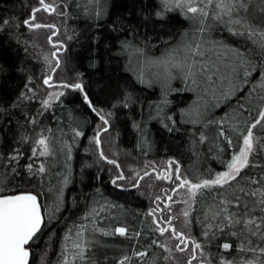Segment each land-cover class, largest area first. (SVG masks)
Listing matches in <instances>:
<instances>
[{
	"label": "snow or ice",
	"instance_id": "6c2138e0",
	"mask_svg": "<svg viewBox=\"0 0 264 264\" xmlns=\"http://www.w3.org/2000/svg\"><path fill=\"white\" fill-rule=\"evenodd\" d=\"M108 8L109 0L87 4L38 0L23 19L0 17V32L11 29L12 39L17 44L23 41L25 54L30 45L41 46L24 36L21 27L33 36L48 29L46 38L52 46L43 53L45 68L39 77L21 66L17 70L25 74L23 87L11 96L0 91V144L10 149L0 151V264H30L33 245L45 234L48 241L40 264H47L56 235L50 227L68 208L64 193L73 181L72 161L87 125H92V135L83 151L94 159L81 165V175L85 166L93 164L98 172L105 171L102 162H107L116 167L115 174L107 169L110 182L120 189H139L150 176L169 182L170 187L149 194V207L133 210L139 215H132L136 223L131 224L120 219L128 211L124 205L104 197L101 188L90 197L85 193L82 211L64 227L55 264H264V0H156L143 12L145 19L149 14L163 18L178 13L188 24L160 55L150 54L155 45L140 40L136 29L131 30V38L125 34L119 41L118 51L136 80L160 87V99L148 102L147 119L143 102L127 88L105 104L89 94L84 72H74L71 80L55 75L67 66L62 55L68 51L66 40L78 39L79 34L73 31L66 40L60 39V26L39 20L37 13L69 18L81 10L99 22L106 20ZM112 27L121 31L119 23ZM94 39L99 40V35ZM8 70L0 62V73ZM73 91L79 92L99 122L69 108L66 100ZM180 91L194 93V98L171 110L169 97ZM133 105L139 107L140 116L128 114L137 147L152 150L150 122L157 120L169 134L183 131L197 160L211 154L223 170L208 165L185 171L181 160L169 155L160 164L146 160L143 168L130 165L131 174L125 175L118 159L116 125L118 110ZM221 105L228 110L217 115ZM9 136L12 143H4ZM104 138L115 149L111 155L105 151ZM41 192L53 194L52 200L42 199ZM79 203L73 196L71 208ZM194 223L200 226L199 236L193 233ZM121 237L119 244L107 239Z\"/></svg>",
	"mask_w": 264,
	"mask_h": 264
},
{
	"label": "trees",
	"instance_id": "16d2710c",
	"mask_svg": "<svg viewBox=\"0 0 264 264\" xmlns=\"http://www.w3.org/2000/svg\"><path fill=\"white\" fill-rule=\"evenodd\" d=\"M87 2L88 0H77V3L80 4H87ZM155 2L156 0H109L106 20L96 22L90 19L83 11L75 10L65 25L68 28L69 34L73 31L79 34L78 39L67 41L68 51L64 54L68 60L67 66H64L66 77L71 80L74 78V72H84L86 88L89 90V94L105 104L125 88L133 91L136 98L144 104L145 119H147L148 102L160 99V87L159 85L149 87L136 80L135 75L128 70L126 57L118 51L120 47L119 41L123 39L125 34H128L129 38H131V30L136 29L140 40H149L150 44L155 45V47L151 48L150 54L160 55L167 45L179 38L180 30L188 27L187 22L178 13H169L167 17L163 18L154 17L149 14L148 18L145 19L143 12H147ZM37 3L38 0H0V17L16 16L23 19L29 15L30 6H34ZM97 23H99V27H97ZM113 23H119L121 31L114 30L112 27ZM20 31L24 33V36L34 40L32 35H28L27 30L23 27H21ZM97 34L99 35V40L94 39ZM220 35L227 36V33L221 32ZM169 37H172V39H168ZM24 47L23 41L17 44L12 39L11 29L7 32H0V62L5 63L9 69L6 73H0V91L8 96L13 95L17 88H22L25 82V74L17 69L21 66L30 68L33 74L39 77L41 70L45 68L42 58L32 50V46H29L28 54H25L23 51ZM37 57L40 58L38 59ZM93 61H99V63L95 67H92ZM253 76L259 79L256 73H253ZM175 83L176 87H181L179 81ZM257 91H259V86L257 87ZM43 92L44 89L42 88L41 94ZM246 94L244 92L241 95ZM194 95V93L185 91L172 93L169 97L173 101L171 110L186 106L194 98ZM235 99V97L232 99L231 103L233 105L235 104ZM66 103L71 109L78 108L82 116L87 115L93 122H99L97 117L90 112L83 102L78 91L71 92L67 97ZM33 106H35V102H33ZM222 110H228L227 106L221 105V108L216 110V114L220 115ZM129 111L136 119L140 118L139 107L133 105L130 110H118L119 123L116 125L120 132L118 142L120 155L118 159L124 169L126 163L144 166L146 160H155L157 163H161L167 156L175 155L185 166L182 169L185 171L204 170L208 165H211L215 170H223L220 162L211 154L202 155L197 160L196 155L189 151L186 134L183 131L169 134L157 120L150 122L151 133L155 138L152 150L148 151L146 148L137 147L138 136L135 129L131 126V120L128 115ZM255 115L256 106L254 104L252 116L254 117ZM52 123L55 125V121H52ZM91 127L92 125L86 126V136L80 139L74 153L72 161L73 181L69 183L64 193L68 202V208L61 212V220L54 221L50 227V230H54L56 235L53 237L51 241L52 247L47 253V264H55L60 250V241L64 227L69 220L78 216L82 211L84 207L82 197H84L85 193L90 197L94 189L101 188L104 197H109L113 202L124 205V208L128 211L120 219L121 221L127 219L130 224L136 223L132 219V215H139L133 212V210L140 209L141 211H146L150 204L146 198L139 194L137 189H120L112 185L110 175L116 173V167L107 162H102V167L105 171L98 172L97 166L93 164L92 167L85 166L83 175H81V165L85 161H92L94 159L93 154L83 151V148L88 146L87 137L92 135ZM184 127L190 126L185 125ZM104 139L105 151L111 155L115 149L109 145L108 138ZM4 143L11 144V136ZM6 150L10 149H6L3 144H0V151ZM204 151L205 153L207 152L206 149ZM145 152H147V155H144ZM108 168L112 169L111 174L107 171ZM97 175L99 179H97ZM53 183H55V179ZM73 196L76 197L77 201H80L78 207L75 209L71 208ZM41 197L42 199L51 201L53 194L41 192ZM45 215H47L46 210ZM199 228V224L194 223L192 230L197 236H199ZM107 239L114 240L117 244L123 242L122 237ZM47 241L48 236L45 234L40 240L35 242L30 264H40V257L44 253ZM213 251L215 252V249Z\"/></svg>",
	"mask_w": 264,
	"mask_h": 264
},
{
	"label": "rangeland",
	"instance_id": "374dc122",
	"mask_svg": "<svg viewBox=\"0 0 264 264\" xmlns=\"http://www.w3.org/2000/svg\"><path fill=\"white\" fill-rule=\"evenodd\" d=\"M49 2H54V0H49ZM37 18L43 22H55V23H57L61 29L60 34H59V38L66 40V36L69 34V32H68V28L65 25L68 23L69 18L60 17V16H57L55 14L47 13L44 11L37 13ZM65 28H67V31H65ZM27 34L32 35V37L35 40V43H37L41 46V48H33L32 47V50L35 53H37L41 58H42L44 52H50L52 50V46L47 41V38H46L47 35L49 34L48 29L38 30V32L35 36H33V34L28 32V31H27ZM67 41L68 40H66V43H67ZM64 54L65 53H63L62 55H64ZM55 75L57 78L69 79L66 77L65 69H64L63 65L61 66V69L57 70ZM158 164H160V163H158ZM130 165H137L140 168L144 167V166H140V164H133V163L127 164L126 163L125 164V175L131 174V170L129 167ZM150 185L152 187H149ZM168 187H170L169 182L159 181V180H156L154 177L150 176V177H145V179L141 182L140 188L137 190L142 197L146 198L149 201V194H152V195L160 194V191L162 188H168ZM142 193H144V194H142ZM149 203H150V201H149ZM179 226L180 225L178 223V227Z\"/></svg>",
	"mask_w": 264,
	"mask_h": 264
},
{
	"label": "water",
	"instance_id": "95a60500",
	"mask_svg": "<svg viewBox=\"0 0 264 264\" xmlns=\"http://www.w3.org/2000/svg\"><path fill=\"white\" fill-rule=\"evenodd\" d=\"M30 260H31V258H30Z\"/></svg>",
	"mask_w": 264,
	"mask_h": 264
}]
</instances>
